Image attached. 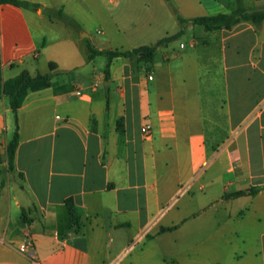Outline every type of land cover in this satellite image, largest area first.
<instances>
[{
  "label": "crops",
  "instance_id": "1",
  "mask_svg": "<svg viewBox=\"0 0 264 264\" xmlns=\"http://www.w3.org/2000/svg\"><path fill=\"white\" fill-rule=\"evenodd\" d=\"M25 1L0 3V85L55 68L18 109L13 169L0 97V264H264V20L208 31L191 18L235 0H80L132 48L182 30L106 78L85 40L113 48L50 15L71 0Z\"/></svg>",
  "mask_w": 264,
  "mask_h": 264
},
{
  "label": "trees",
  "instance_id": "2",
  "mask_svg": "<svg viewBox=\"0 0 264 264\" xmlns=\"http://www.w3.org/2000/svg\"><path fill=\"white\" fill-rule=\"evenodd\" d=\"M236 7L233 10L227 12H219L210 15H199L191 18L192 23L203 26L206 30H216L221 28H232L236 24L244 21H250L258 27L264 20V4L259 6H247L244 4L243 0H235ZM0 3H11L16 6H21L25 8L35 9L38 4H32L25 0H0ZM51 15L54 14L66 24L74 25L77 29H80V25L72 19L62 8L56 10L55 12H50ZM179 21L184 23L187 21L186 18L179 16ZM182 33V30L175 34L165 36L157 40L153 44H145L131 49H110V48H96L87 39L86 47L88 50V58H93L96 55H104L107 58L105 66V77L109 76V65L110 60L117 56H124L129 58H137L140 61L150 62L153 61L155 57L156 49L159 45L164 42L171 41L177 38ZM51 71L48 73H38L36 75H31L27 70L20 72L19 74L6 79L0 85V97L7 96L9 99L10 107L14 113L15 117V130L9 140L6 150L8 158L9 169L14 168L15 155L17 146L19 143V131H18V120L17 113L18 109L23 104L26 96L30 91H37L49 87L52 83V77L54 74V64L50 65ZM258 188H250L248 190H238L233 193L227 194V196H238L245 193L254 194ZM172 227H167L165 229H171Z\"/></svg>",
  "mask_w": 264,
  "mask_h": 264
},
{
  "label": "rangeland",
  "instance_id": "3",
  "mask_svg": "<svg viewBox=\"0 0 264 264\" xmlns=\"http://www.w3.org/2000/svg\"><path fill=\"white\" fill-rule=\"evenodd\" d=\"M92 1V0H91ZM151 6H160V0H149ZM164 4H166V6L173 10V11H177V7L174 5V1L173 0H163ZM109 9H113L115 4L109 2ZM175 7V8H174ZM30 9V8H29ZM92 7L91 6H87L83 3L80 2V0H71L67 3L66 6V13L72 18L74 19L78 25H80V29H77L74 25L71 24H67L71 29L73 30H81L79 32V35L82 37L83 36V32L85 33H89L90 35H92L96 41H104V42H100L102 43L101 45L105 46V47H111V48H132L133 46H131L130 44H127L125 42V37L123 35H121L120 33L117 32V30L115 29V26L113 25V23L111 22V25H109V20L107 19V15L108 14H98L96 12L91 11ZM158 14L157 17L159 18L158 21H160L162 19L161 14L163 13L162 10H157ZM51 15V13H50ZM125 15V14H122ZM51 16L57 17L56 15L52 14ZM60 19V18H59ZM108 20L106 23L105 21ZM63 21V20H62ZM174 19H172V27H174ZM66 24V23H65ZM165 26L167 28L170 27V21L169 19L166 20ZM104 30L105 33H101L98 30ZM173 29V28H172ZM56 35H51L53 37L57 36ZM110 36L111 40L107 42V37ZM178 52V51H177ZM176 52V53H177Z\"/></svg>",
  "mask_w": 264,
  "mask_h": 264
},
{
  "label": "built area",
  "instance_id": "4",
  "mask_svg": "<svg viewBox=\"0 0 264 264\" xmlns=\"http://www.w3.org/2000/svg\"><path fill=\"white\" fill-rule=\"evenodd\" d=\"M181 46H183V44H181ZM150 78L152 77L151 75L149 76ZM78 93H81L80 91V87L77 89ZM150 130H151V124L150 123H145L142 127V131L144 135H150ZM26 234H28V232H26ZM32 240L30 238H27V244L26 246H32ZM23 250H26L25 248H22Z\"/></svg>",
  "mask_w": 264,
  "mask_h": 264
}]
</instances>
